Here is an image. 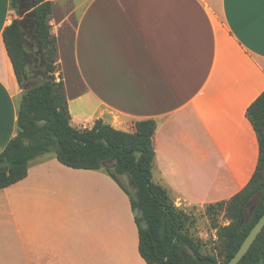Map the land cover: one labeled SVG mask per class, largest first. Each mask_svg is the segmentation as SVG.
Segmentation results:
<instances>
[{
  "label": "crops",
  "instance_id": "0c3cea01",
  "mask_svg": "<svg viewBox=\"0 0 264 264\" xmlns=\"http://www.w3.org/2000/svg\"><path fill=\"white\" fill-rule=\"evenodd\" d=\"M51 33L70 30V124L133 133L153 120L152 179L175 205L242 191L257 170L248 108L264 92V0H45ZM0 0V153L17 133L23 89ZM0 264H146L128 196L102 171L53 153L0 190Z\"/></svg>",
  "mask_w": 264,
  "mask_h": 264
},
{
  "label": "trees",
  "instance_id": "16d2710c",
  "mask_svg": "<svg viewBox=\"0 0 264 264\" xmlns=\"http://www.w3.org/2000/svg\"><path fill=\"white\" fill-rule=\"evenodd\" d=\"M10 8L17 18L4 29L3 41L18 84L24 89L39 72L47 78L23 90L16 136L0 153V162L7 165L6 170L0 171V190L23 180L31 161L53 153L67 167L106 173L125 192L138 231V251L146 264H226L264 213V92L248 108V117L259 138L257 170L248 185L229 199L235 201L236 222L224 229L227 255L220 263L216 257L201 253L199 242L189 234L190 219L152 179L154 121L137 122L133 133L115 130L99 120L91 129L73 127L64 83L54 77L57 49L49 24L52 3L10 0ZM27 37L43 53V66L35 61L25 41ZM120 177H126L130 189ZM257 193L260 198L247 216L246 206ZM244 263L264 264V228L238 264Z\"/></svg>",
  "mask_w": 264,
  "mask_h": 264
},
{
  "label": "rangeland",
  "instance_id": "374dc122",
  "mask_svg": "<svg viewBox=\"0 0 264 264\" xmlns=\"http://www.w3.org/2000/svg\"><path fill=\"white\" fill-rule=\"evenodd\" d=\"M51 26V25H50ZM63 35L56 40L57 53L55 56V81H59L61 77H66L75 83V76L73 72V65L70 59V30L65 29ZM53 35V34H52ZM54 36V35H53ZM30 38H25L27 46L30 48L32 54H36L38 49L36 46H32ZM43 54V53H42ZM43 73L39 72L32 84L40 83L43 80ZM26 82L23 83V85ZM20 86V85H19ZM21 87V86H20ZM264 180V174H261ZM121 182L125 187L130 189L128 180L126 177H120ZM254 188L252 186L249 189ZM247 189L242 196L247 193ZM169 196V195H168ZM260 198V193L253 195L246 206V215L249 216L256 206ZM172 204L183 213H185L191 221L189 225L190 236L199 242L200 251L204 255H210L216 257L220 263H223L227 255L228 239L225 236V228L232 226L236 222L235 216V201L230 202L229 199L225 200L222 204L210 203V204H191L182 203L175 205L169 196ZM249 264V263H244Z\"/></svg>",
  "mask_w": 264,
  "mask_h": 264
},
{
  "label": "water",
  "instance_id": "95a60500",
  "mask_svg": "<svg viewBox=\"0 0 264 264\" xmlns=\"http://www.w3.org/2000/svg\"><path fill=\"white\" fill-rule=\"evenodd\" d=\"M44 78H47V76H44ZM32 85H27L24 87L23 90H28ZM7 165L5 162H0V171L6 170ZM264 228V213L259 218V220L256 222V224L252 227V229L249 231L248 235L245 237L244 241L240 245L237 252L234 254V256L226 263V264H238L244 256L249 251L250 247Z\"/></svg>",
  "mask_w": 264,
  "mask_h": 264
},
{
  "label": "flooded vegetation",
  "instance_id": "af4514ba",
  "mask_svg": "<svg viewBox=\"0 0 264 264\" xmlns=\"http://www.w3.org/2000/svg\"><path fill=\"white\" fill-rule=\"evenodd\" d=\"M33 56H34V59H35L36 62H41V64H40L41 66L44 65L42 52H37L36 54H33ZM37 77H39V73H37L35 75V78H37Z\"/></svg>",
  "mask_w": 264,
  "mask_h": 264
}]
</instances>
